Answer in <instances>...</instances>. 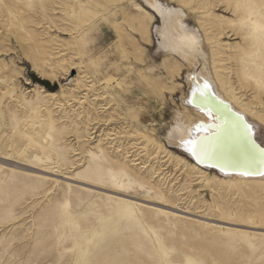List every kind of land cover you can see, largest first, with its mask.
Wrapping results in <instances>:
<instances>
[{
  "label": "rangeland",
  "instance_id": "obj_1",
  "mask_svg": "<svg viewBox=\"0 0 264 264\" xmlns=\"http://www.w3.org/2000/svg\"><path fill=\"white\" fill-rule=\"evenodd\" d=\"M160 1L264 145V0ZM159 27L143 0H0V264H264V180L166 143L197 118L199 64L160 50Z\"/></svg>",
  "mask_w": 264,
  "mask_h": 264
},
{
  "label": "bare ground",
  "instance_id": "obj_2",
  "mask_svg": "<svg viewBox=\"0 0 264 264\" xmlns=\"http://www.w3.org/2000/svg\"><path fill=\"white\" fill-rule=\"evenodd\" d=\"M143 2L160 19V27L155 30L160 50L176 55L184 62L193 60L199 64L194 65L192 74L188 76L192 90L186 100V107L197 118L191 122L185 115L176 118L166 134V143L183 151L197 169L212 170L217 176L234 177L245 182L264 180V145L255 138L259 126L235 103V97H227L209 73L200 71L206 57L197 31L187 27L183 12L178 8V11H173L171 6L160 0ZM189 100L192 103H188ZM260 121L264 124L263 118ZM245 125L252 126L254 135L251 143L246 136ZM189 140L197 142L195 154L187 150L190 145L184 142ZM120 197L123 202L131 199L121 194Z\"/></svg>",
  "mask_w": 264,
  "mask_h": 264
},
{
  "label": "snow or ice",
  "instance_id": "obj_3",
  "mask_svg": "<svg viewBox=\"0 0 264 264\" xmlns=\"http://www.w3.org/2000/svg\"><path fill=\"white\" fill-rule=\"evenodd\" d=\"M207 87V85H206ZM188 103H192L191 100L188 101ZM245 133H246V136L249 140V142L251 143V137L254 135L253 131H252V126L251 125H245ZM197 130H199V127L197 128ZM186 145H190V147H188V151L189 152H192L193 154H195V150H196V141L194 140H189V141H185L184 142ZM254 147V144L252 145Z\"/></svg>",
  "mask_w": 264,
  "mask_h": 264
},
{
  "label": "water",
  "instance_id": "obj_4",
  "mask_svg": "<svg viewBox=\"0 0 264 264\" xmlns=\"http://www.w3.org/2000/svg\"><path fill=\"white\" fill-rule=\"evenodd\" d=\"M34 80L37 81L39 84L43 85L49 91H52L53 92V91L57 90V85L51 86L49 84V82L44 81V80H41V79L36 78V77H34ZM228 173H230V172H228Z\"/></svg>",
  "mask_w": 264,
  "mask_h": 264
}]
</instances>
